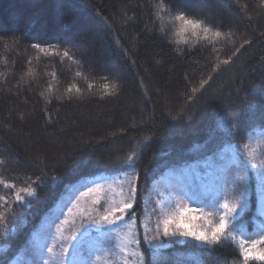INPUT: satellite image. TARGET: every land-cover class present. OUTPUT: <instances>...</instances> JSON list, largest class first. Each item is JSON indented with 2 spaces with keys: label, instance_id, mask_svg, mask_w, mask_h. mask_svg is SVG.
Listing matches in <instances>:
<instances>
[{
  "label": "trees",
  "instance_id": "obj_1",
  "mask_svg": "<svg viewBox=\"0 0 264 264\" xmlns=\"http://www.w3.org/2000/svg\"><path fill=\"white\" fill-rule=\"evenodd\" d=\"M192 1L0 0V180L14 185L0 184V264H28L33 234L47 216L53 221L46 214L55 201L101 174L133 170L134 184L139 176L133 218L142 237L144 224L170 216L144 215L149 189L168 169L242 144L264 127V0ZM178 15L206 20L222 35L181 37ZM96 33L104 40L90 45ZM234 164L222 182L232 189L197 207L213 206L208 219L218 220V203L232 200L247 177L245 207L233 223L258 239L264 212L256 180L244 162ZM29 185L36 196L15 203ZM179 238H162L155 250L142 242L145 264H241L235 242Z\"/></svg>",
  "mask_w": 264,
  "mask_h": 264
},
{
  "label": "rangeland",
  "instance_id": "obj_2",
  "mask_svg": "<svg viewBox=\"0 0 264 264\" xmlns=\"http://www.w3.org/2000/svg\"><path fill=\"white\" fill-rule=\"evenodd\" d=\"M90 28L93 29L91 25L86 27L87 30ZM103 37L100 33L92 34L88 42L91 45L99 38L103 42ZM104 60V56L101 55L97 61L103 64ZM105 64L110 63L107 61ZM245 144L248 147L244 151L255 155L258 162L264 159V127H254L251 130V134H248L247 140L242 144L221 145L217 148V153L211 151L198 160L168 169L163 174L162 182L153 184L149 189L147 198L151 204L145 207L144 215H173L186 212V215L198 217L205 214L204 218L208 219L206 214L216 210H214L213 206H210V209L206 213L204 208L197 207L200 203L199 200L207 198L212 201L223 192L232 189L234 184L229 185V189L226 190L227 188L225 184L222 185V182L227 180V175L230 170H233V167L237 168V165L234 164L235 162H244L247 168L246 161L243 160L242 156V149ZM251 170L256 180L259 210L264 212V195L261 194L262 189L256 177V170ZM134 178L133 170L110 175L101 174L88 178L85 182L73 190H69L67 193V190H65L46 214L54 215L53 221L51 220L52 217L47 216V219L41 222L39 228L33 234L34 241H32V245H30L31 247L28 248L26 253V262L28 264H37L40 261V256L37 255L34 249L39 245L51 242V238L56 233V227L65 217H68L70 221L75 219L74 225L69 224L65 226V234L68 235L71 229L78 228L81 223L77 208L87 209L91 212L92 199L98 196L103 206L101 207V211H103V208L110 207L124 198L123 194L128 192L129 183L134 184ZM96 185L100 186L101 190L99 193L87 197L83 196V193L87 192L89 187H95ZM200 206L205 207L206 204L201 202ZM69 209L73 210V216L69 215ZM222 211H220L221 214ZM159 220L161 219L156 220L155 217L153 218L155 224ZM193 223L200 227L204 226L203 219H197ZM151 229L152 231L148 232L149 238H151L155 227H151ZM262 230L264 231V229ZM133 233H136V231L132 215H126L123 221L117 222L116 225L108 226L105 229H97L95 225L89 224L82 232L80 239L76 242L81 245L85 253L83 257H77V260L84 259L89 261L90 264H122L121 254L115 245L118 240L126 239ZM179 239L183 240L184 238L181 237ZM162 242L164 243V241ZM192 242L199 244L195 241ZM57 252H59V247L57 248ZM43 258H47L46 251L43 254Z\"/></svg>",
  "mask_w": 264,
  "mask_h": 264
},
{
  "label": "snow or ice",
  "instance_id": "obj_3",
  "mask_svg": "<svg viewBox=\"0 0 264 264\" xmlns=\"http://www.w3.org/2000/svg\"><path fill=\"white\" fill-rule=\"evenodd\" d=\"M176 19L182 22V26L178 35L183 36L185 31H191L192 35H197L198 32H203L205 36L211 33L215 37H220L222 33L220 31H213V27L210 26L206 20L202 19H189L184 15H178ZM248 43V41H245ZM243 46V45H242ZM31 47L38 48L41 52L47 50L41 48L40 45L34 44ZM239 49H237V52ZM58 54V53H57ZM63 57L73 59L69 51L63 52ZM235 55V53H233ZM227 65L230 60L225 59L222 61ZM216 69H219V65H216ZM79 75V73H78ZM211 80V76L208 79L199 83V87H193L192 92L196 93L202 90L205 85ZM109 87L116 88V85H105L107 90ZM71 91V88L69 89ZM79 92V88L76 89ZM247 144L243 145L242 156L246 161L248 170L255 169L256 177L262 189V195H264V159L257 161V157L251 152L244 151L247 149ZM136 156L135 153L126 157L125 163L129 167L134 166ZM53 179H55L53 177ZM137 183H129L128 192L123 194L124 198L118 203H114L110 207L103 208L101 211V200L97 196L92 199V211L87 209L77 208L81 223L78 228L70 230V234L66 235V225L75 224V219L69 220L68 217L56 227V233L51 238V242L43 245H39L34 251L40 256V261L37 264H90L89 261L80 259L77 257H83L85 255L79 243H76L89 224L95 225L97 229H105L108 226H114L117 222L123 221L126 215L134 216V206L137 200L138 193V181L139 176L136 177ZM43 183V181H40ZM0 184H4L0 180ZM246 184L247 177H240L238 183L235 184L234 190L236 195L232 200L225 199L223 203H218L217 215L218 220L205 219V214L201 216L186 215V212H180L173 214L159 220L155 226V230L149 238L148 232L152 231L149 225H145L144 235L139 237L136 233H133L126 239L118 240L115 247L118 248L121 254L122 264H145L144 254L139 250L141 243L144 242L148 245L149 249H157L163 246L162 238L173 239L176 237H182L185 239H191L199 244L205 245H218L224 240H230L235 242L239 248V256L242 257L241 264H250V262L258 261L264 264V235H260L258 239H250L244 231L243 226H234V221H237L240 211L245 207L246 196ZM6 188H14L12 184H4ZM100 186L89 187L87 192L83 193V196H92L95 193L100 192ZM36 196V188L29 185L28 187L21 188L15 194V203H24L26 198ZM3 198L0 197V200ZM4 207H7L6 201ZM222 211V214L220 213ZM69 215L73 216V210L69 209ZM212 216V213L206 214ZM264 215V213H262ZM91 217V218H89ZM197 219L204 220V226L200 227L193 222ZM5 217L0 215V221H4ZM239 233V234H238ZM159 242V243H157ZM59 247V252L57 248ZM46 251L47 258H43V254ZM157 253L154 251L153 256Z\"/></svg>",
  "mask_w": 264,
  "mask_h": 264
}]
</instances>
